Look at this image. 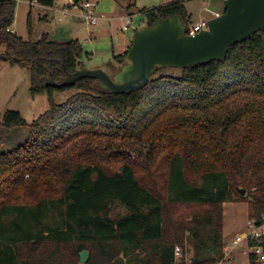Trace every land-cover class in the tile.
I'll return each mask as SVG.
<instances>
[{"label": "trees", "instance_id": "obj_1", "mask_svg": "<svg viewBox=\"0 0 264 264\" xmlns=\"http://www.w3.org/2000/svg\"><path fill=\"white\" fill-rule=\"evenodd\" d=\"M186 1L143 11L147 26L180 16L189 27ZM15 10L0 0V58L27 68L31 93L48 94L51 107L23 144L0 151V264H79L83 250L88 264H174L186 235L195 264H218L223 205L250 196L253 219L264 215V30L223 62L158 68L144 89L115 95L90 78L53 87L82 67L85 51L47 34L24 40L11 30ZM66 89L77 93L56 104ZM26 125L20 112L4 113L5 128ZM116 203L125 216L111 217ZM176 205L205 210L168 232ZM257 245L264 237L249 241Z\"/></svg>", "mask_w": 264, "mask_h": 264}, {"label": "rangeland", "instance_id": "obj_2", "mask_svg": "<svg viewBox=\"0 0 264 264\" xmlns=\"http://www.w3.org/2000/svg\"><path fill=\"white\" fill-rule=\"evenodd\" d=\"M167 1L169 0H83L84 3L95 4L96 14L106 17L105 21L94 27L88 25L84 19H79L82 15L79 7L64 6L65 0H55L52 7L42 6L35 1L15 0V18L11 30L26 41H37L44 34L57 42L79 40L85 51V56L81 59L82 67L102 69L114 77L124 65L129 63L127 59L121 66L115 59V56L121 52L123 42L132 40L136 31L147 27V17L143 11L162 6ZM186 7L191 14V24L212 17L210 11L214 9H223V11L225 9L224 0L186 1ZM61 9L69 11V17L62 21L59 19ZM124 26L126 30L123 31ZM129 45L131 47V41ZM4 51L5 47L0 46V55ZM76 93L74 89L56 91L53 94V101L62 104ZM50 107L51 100L48 94L34 96L31 93V75L27 68L11 65L0 58V151L8 152L23 144L29 137V126ZM8 110L20 112L27 125L15 129L5 128L3 116ZM246 194L245 190L244 196ZM250 199L249 196L245 200L223 205L224 245L231 242L236 234L245 231L247 223L253 219ZM204 210L205 208L193 205L169 207L166 213L167 231L172 232L178 222L187 220L194 213ZM127 213L128 210L124 206L116 203L112 206L110 215L112 218H118ZM184 249L188 253L192 250L187 235ZM233 253L235 264L249 263V253L245 244L239 245Z\"/></svg>", "mask_w": 264, "mask_h": 264}, {"label": "water", "instance_id": "obj_3", "mask_svg": "<svg viewBox=\"0 0 264 264\" xmlns=\"http://www.w3.org/2000/svg\"><path fill=\"white\" fill-rule=\"evenodd\" d=\"M31 1V0H28ZM81 0H74L77 3ZM224 12L208 21V29L188 36L180 16H171L135 32L128 50V64L113 77L102 69L80 68L67 74L62 88L83 78L95 79L104 91L115 95L144 89L158 68H191L212 61L223 62L230 49L264 30V0H224ZM245 195V190H240ZM80 263L90 259L88 250L79 253Z\"/></svg>", "mask_w": 264, "mask_h": 264}, {"label": "built area", "instance_id": "obj_4", "mask_svg": "<svg viewBox=\"0 0 264 264\" xmlns=\"http://www.w3.org/2000/svg\"><path fill=\"white\" fill-rule=\"evenodd\" d=\"M36 2V1H35ZM77 8L79 7L82 10V17L86 23L90 26L97 27L100 22L105 19L104 15H97L95 4L89 2H79L73 3ZM69 16V11L67 9L61 11L62 20L64 17ZM208 29V21L202 20L195 24H191L187 27V35L195 36L196 34ZM123 30H126V27H123ZM264 237V215L260 221L252 219L247 223L246 230L235 235L234 239L231 242H228L224 245V257L219 261L218 264H235L234 260V250L237 249L239 245H246V249L249 253L248 264H264V248L261 245L249 246L250 240H259ZM250 255H254L255 259H250ZM174 264H195L192 250L188 253L184 248L180 246L175 247L174 251Z\"/></svg>", "mask_w": 264, "mask_h": 264}, {"label": "crops", "instance_id": "obj_5", "mask_svg": "<svg viewBox=\"0 0 264 264\" xmlns=\"http://www.w3.org/2000/svg\"><path fill=\"white\" fill-rule=\"evenodd\" d=\"M66 1V3L65 4H63L64 6H74L73 5V3H74V0H65ZM173 1H175V0H169V1H167L166 3H164L163 5H166V4H169V3H171V2H173ZM80 3L81 2H83V0H81V1H79ZM90 3V2H89ZM188 3V2H187ZM61 10H64V9H61ZM68 10V9H67ZM188 10V9H187ZM225 10V9H224ZM211 12V15H212V17H209V18H203V19H201L200 21H202V20H206V21H209L210 19H213V18H215L216 16H219V15H221L224 11H223V9H214V10H212V11H210ZM188 13L190 14V12L188 11ZM60 14H61V11H60ZM191 15V14H190ZM69 16H67V17H64L63 19H66V18H68ZM62 19V20H63ZM79 19H84L83 17H82V15H80V18ZM61 20V21H62ZM106 20V17H105V19L103 20V21H105ZM85 21V20H84ZM86 22V21H85ZM197 22H199V21H197ZM197 22H195V23H197ZM123 30V29H122ZM124 31V30H123ZM131 40H129V41H124L123 42V47L121 48V52H120V54L119 55H123V54H125L126 52H128V50H129V48H130V45H129V42H130Z\"/></svg>", "mask_w": 264, "mask_h": 264}]
</instances>
